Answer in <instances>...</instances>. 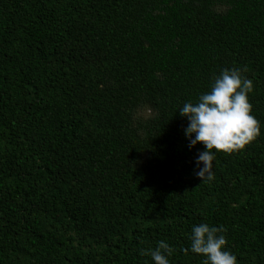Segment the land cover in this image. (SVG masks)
<instances>
[{"label": "trees", "instance_id": "trees-1", "mask_svg": "<svg viewBox=\"0 0 264 264\" xmlns=\"http://www.w3.org/2000/svg\"><path fill=\"white\" fill-rule=\"evenodd\" d=\"M233 68L261 135L203 182L179 110ZM200 223L264 264V0H0V264H203Z\"/></svg>", "mask_w": 264, "mask_h": 264}, {"label": "clouds", "instance_id": "clouds-1", "mask_svg": "<svg viewBox=\"0 0 264 264\" xmlns=\"http://www.w3.org/2000/svg\"><path fill=\"white\" fill-rule=\"evenodd\" d=\"M252 90V81L243 77L239 69H223L214 78L209 92L180 108V116L188 121L184 132L189 147L204 148L195 161V174L203 182L214 179L217 153L242 151L261 135L260 123L252 115L249 102ZM223 231L206 223L193 226L189 237L191 253L202 256L203 264H238L236 255L227 248L226 236L220 234ZM173 252L172 246L159 241L154 250L142 254L150 256L153 264H170Z\"/></svg>", "mask_w": 264, "mask_h": 264}, {"label": "rangeland", "instance_id": "rangeland-1", "mask_svg": "<svg viewBox=\"0 0 264 264\" xmlns=\"http://www.w3.org/2000/svg\"><path fill=\"white\" fill-rule=\"evenodd\" d=\"M141 116L148 117L150 115L149 111H144L140 114Z\"/></svg>", "mask_w": 264, "mask_h": 264}]
</instances>
